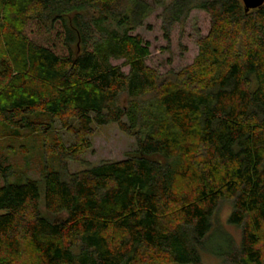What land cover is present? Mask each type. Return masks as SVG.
<instances>
[{
    "label": "trees",
    "instance_id": "obj_1",
    "mask_svg": "<svg viewBox=\"0 0 264 264\" xmlns=\"http://www.w3.org/2000/svg\"><path fill=\"white\" fill-rule=\"evenodd\" d=\"M172 2L167 39L192 9ZM198 3L210 34L166 77L131 35L153 11L143 0H0V126L58 120L75 140L55 145L59 170L0 187V264H203L214 236L226 264H264V3ZM111 124L135 154L88 165L93 126ZM224 202L239 244L215 226Z\"/></svg>",
    "mask_w": 264,
    "mask_h": 264
},
{
    "label": "rangeland",
    "instance_id": "obj_2",
    "mask_svg": "<svg viewBox=\"0 0 264 264\" xmlns=\"http://www.w3.org/2000/svg\"><path fill=\"white\" fill-rule=\"evenodd\" d=\"M152 8V13L142 26L136 27L131 33L140 36L149 44L150 56L146 64L162 76L178 74L188 66L194 64L199 53L198 42L206 38L211 31L209 14L197 8L198 0H192V9L181 21L170 25L169 38L166 37V25L175 14L171 13L173 0H143ZM126 7L122 6V9ZM85 16H94L93 11L83 10ZM172 15H174L172 17ZM38 35V33H37ZM39 40L45 38L37 36ZM114 66H119L125 73L129 67L124 60H112ZM1 84V83H0ZM130 98L123 94L118 100V105L127 107ZM42 118V117H41ZM46 125L41 132L33 133L23 127L10 129L0 126V166L7 170L4 174L0 171V187L6 184H25L28 179L42 180L44 173L49 170H59L60 165L55 157L54 148L57 143L66 147L74 145L73 136L62 128L58 120L51 121L42 118ZM94 135L90 138L92 148L83 156V161L90 166H98L106 162H120L131 158L136 150L138 140L135 136L124 133L118 124L108 126H93ZM71 173L81 171L85 166L80 163L68 161ZM232 212V205L224 202L215 216V226L218 232L239 244L241 231L228 224ZM222 234V235H223ZM220 236L208 240L203 251V264H226L225 256L228 248ZM221 250V251H219ZM220 252V253H219ZM225 254H221V253ZM220 254V255H219ZM228 256H226L227 258Z\"/></svg>",
    "mask_w": 264,
    "mask_h": 264
},
{
    "label": "water",
    "instance_id": "obj_3",
    "mask_svg": "<svg viewBox=\"0 0 264 264\" xmlns=\"http://www.w3.org/2000/svg\"><path fill=\"white\" fill-rule=\"evenodd\" d=\"M247 11L249 9H255L264 3V0H244Z\"/></svg>",
    "mask_w": 264,
    "mask_h": 264
}]
</instances>
